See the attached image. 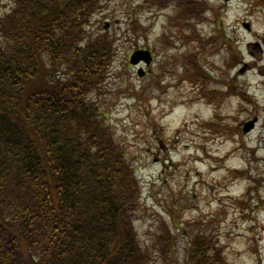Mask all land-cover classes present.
I'll use <instances>...</instances> for the list:
<instances>
[{
  "label": "trees",
  "instance_id": "1",
  "mask_svg": "<svg viewBox=\"0 0 264 264\" xmlns=\"http://www.w3.org/2000/svg\"><path fill=\"white\" fill-rule=\"evenodd\" d=\"M102 1L13 0L0 20V264H153L135 228L136 167L95 102L116 54L114 36L89 31ZM148 2L177 7L171 26L205 10L200 0ZM129 30L147 28L133 19ZM167 235L160 252L175 249ZM223 252L199 232L186 264H228Z\"/></svg>",
  "mask_w": 264,
  "mask_h": 264
},
{
  "label": "rangeland",
  "instance_id": "2",
  "mask_svg": "<svg viewBox=\"0 0 264 264\" xmlns=\"http://www.w3.org/2000/svg\"><path fill=\"white\" fill-rule=\"evenodd\" d=\"M207 2L213 8L207 16L211 21L215 11L227 16L228 30L235 29L237 18L243 25L252 8L249 0H232L227 6L223 0ZM12 6L13 0H0V20ZM255 7L256 16L250 17L257 18L255 30L248 34L240 28L238 36L240 50L254 68L243 74L245 65L229 68L225 49L219 57L205 47L198 51L210 73L205 79L209 90L226 94L209 106L198 100L196 85L181 78V55L188 48L199 50V45H188L185 34L169 28L173 9L150 8L146 0H104L92 15L89 31H107L116 49L95 102L136 167L142 196L135 228L141 243L152 246L153 264H186L191 238L199 232L224 248L230 264H264V73L258 70H264V55L252 58L245 47L264 36V6ZM133 18L149 28L146 36L126 32ZM145 47L156 51L157 62L152 75L140 79L138 68L128 62L132 51ZM254 118L256 126L244 133L245 123ZM217 120L238 131L212 132L204 124ZM236 170L243 174L238 177ZM163 223L167 229L161 228ZM167 231L177 236L175 249L160 252L164 242L156 239L161 233L168 237Z\"/></svg>",
  "mask_w": 264,
  "mask_h": 264
},
{
  "label": "water",
  "instance_id": "3",
  "mask_svg": "<svg viewBox=\"0 0 264 264\" xmlns=\"http://www.w3.org/2000/svg\"><path fill=\"white\" fill-rule=\"evenodd\" d=\"M140 60H145L147 63H149V61H151V55L150 52L148 51H136L131 59V63L133 64H137L138 62H140ZM140 75H143V73L140 71ZM255 121H252L248 124H246V128L245 131H249L253 125H254Z\"/></svg>",
  "mask_w": 264,
  "mask_h": 264
}]
</instances>
